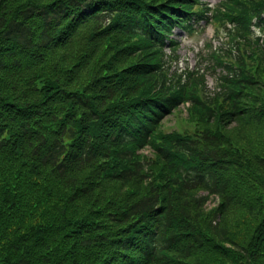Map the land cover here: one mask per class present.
<instances>
[{
    "label": "trees",
    "instance_id": "trees-1",
    "mask_svg": "<svg viewBox=\"0 0 264 264\" xmlns=\"http://www.w3.org/2000/svg\"><path fill=\"white\" fill-rule=\"evenodd\" d=\"M0 264H264V0H0Z\"/></svg>",
    "mask_w": 264,
    "mask_h": 264
},
{
    "label": "rangeland",
    "instance_id": "rangeland-1",
    "mask_svg": "<svg viewBox=\"0 0 264 264\" xmlns=\"http://www.w3.org/2000/svg\"><path fill=\"white\" fill-rule=\"evenodd\" d=\"M222 0H202L204 4L208 7H214L218 5ZM203 27L200 29H196L193 33H187L184 35L182 32L175 30V38L177 40H181V44L177 50V54L179 58L171 63L172 70L177 69V74L183 73V70L186 67L190 69L196 66L203 64V62H199L201 59L199 58L200 55L205 56L208 52L207 44L208 42L215 46L218 44L216 40L213 39V28L211 25H204L203 22L200 23ZM222 28V27H220ZM220 38L224 40V31L220 29ZM206 43V44H205ZM205 45V46H204ZM227 46V43H226ZM167 52V50H166ZM216 76L211 75L207 77L208 88L212 89L214 83L216 82ZM187 106H181L175 112H173L170 116H167L163 119L162 122V130L164 132H183L185 129L188 128V120H187V113H186ZM145 154H148L146 157L151 158L152 153L146 148L143 151ZM143 152H140L143 155ZM200 195H204V193L200 192ZM216 202L206 203V209L211 210L212 208L216 207Z\"/></svg>",
    "mask_w": 264,
    "mask_h": 264
}]
</instances>
